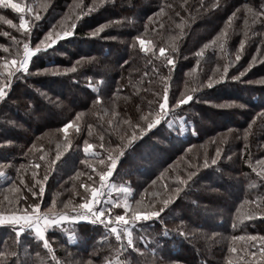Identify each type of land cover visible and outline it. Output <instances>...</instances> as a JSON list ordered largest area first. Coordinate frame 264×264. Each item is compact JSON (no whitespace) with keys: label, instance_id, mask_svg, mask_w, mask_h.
<instances>
[{"label":"trees","instance_id":"16d2710c","mask_svg":"<svg viewBox=\"0 0 264 264\" xmlns=\"http://www.w3.org/2000/svg\"><path fill=\"white\" fill-rule=\"evenodd\" d=\"M25 2L34 10L26 6L22 17L37 39L65 30L73 35L37 54L28 72L0 70V86H9L0 101V152L6 151L0 153V213L31 212L37 205L45 214L78 207L86 195L91 199L85 189L98 187L99 174L118 148L124 154L112 177L129 181L134 209L158 210L164 199L172 200L159 218L128 227L133 245L124 239L127 232L117 240L101 224H57L47 230L48 247L33 228L19 233L17 225H0V264H258L247 252L231 256V247L264 237V85L257 83L264 78V17H253L264 0ZM5 15L20 25L21 16ZM101 25L107 26L93 37ZM1 30L11 32L3 24ZM12 33L30 38L24 31ZM6 41L4 58L10 56L7 49L23 42L0 34V45ZM253 56L257 61L245 76L230 79L248 68ZM226 64L228 78L201 87ZM165 77H170L169 114L184 116L185 124L172 129L164 115L142 132L141 117L155 118L160 111ZM184 92L193 99L176 106ZM133 134L137 138L128 143ZM200 170L203 177L197 176ZM38 181L44 184L42 195ZM194 181L211 183L193 188ZM234 183L237 194L229 187ZM177 188L180 193L173 195Z\"/></svg>","mask_w":264,"mask_h":264},{"label":"snow or ice","instance_id":"6c2138e0","mask_svg":"<svg viewBox=\"0 0 264 264\" xmlns=\"http://www.w3.org/2000/svg\"><path fill=\"white\" fill-rule=\"evenodd\" d=\"M101 2H103V0H101ZM0 5H3L4 7H11L12 9H15L17 12L19 13H24L26 11V7L20 3H12V0H0ZM28 12L32 11V8H27ZM91 11V10H90ZM249 12H252V9H248ZM235 15V13L233 14ZM253 17H264V9H262L259 13H253ZM41 19L39 13L36 14L35 16V20H39ZM77 19H79V17H77ZM8 24H12V21L8 20L7 21ZM107 25H101L97 30L93 31L91 33V35L93 37L97 36L99 34L100 31H102ZM19 27L21 29H24L27 32L30 31L29 29V21L24 19L23 17H21L20 19V25ZM72 27H75V25L73 24ZM5 35H7V33H5ZM73 32L72 31H63L62 35L61 33L57 32V33H53V32H49L45 35V37L35 45L34 48H30L28 43H24L23 44V58L20 59L19 61H17L16 59H13L10 61V64H7L6 67H11L12 65H17L18 64V68L17 71L22 70L23 72H28L29 69V62L32 60L33 56L37 53H40L41 51H46L47 48L51 45H55L59 40H61L62 38H67L69 36H72ZM137 39H139V43L140 45H144L145 41L143 39H140L139 37H137ZM43 46V47H42ZM223 46V45H221ZM207 47V45L205 46ZM240 48L243 49L244 48V43L242 42L240 44ZM150 50V49H149ZM165 52L164 48H160V53L163 55ZM167 64L170 66H174V60L170 57H165ZM240 60V55H236L235 56V61H239ZM233 61V63L235 62ZM257 61V57L253 56L252 57V62L249 63L248 68H245L244 71H241L239 73L238 76H231L230 79L232 80H239L241 77L245 76L246 72L251 69V67L253 66V64ZM229 70V66L226 64L223 66L222 71H217L213 74V76L209 77L208 82L206 84H202L201 87H212L214 86L216 83H218L219 81H223L225 80L227 77V73ZM68 71H75V68L73 69H69ZM59 74V73H56ZM9 75H12V73L10 72ZM217 75L219 77V79L217 80ZM168 79H170V77H165V87L163 90V96H162V103H159V109L160 111L157 112L155 114V118L152 115H147V116H143L141 117V119H144L146 121V124L143 128H140V125L137 124L136 127L140 128V130L143 131H147L150 130L154 127H156L157 125H159L161 123V119L160 117H163L165 115V109L167 108V104H168V87H167V81ZM257 83L264 85V78H261L259 81H257ZM8 87L7 84L0 86V101H3L4 98L8 95L6 88ZM192 91H195V89H192ZM159 95V94H158ZM193 99L192 95L188 94L187 92L181 93L180 98L176 101V106L179 105H184L186 104L188 101H191ZM151 103V102H149ZM243 106V105H241ZM261 117H264V113L260 114ZM65 131H67V128L69 127L68 125H65ZM137 137L133 134L129 140L128 143H131V141L135 140ZM92 145L88 144L85 146V151L87 152L89 150V148H91ZM101 147H103V145H101ZM123 153V149L118 148L117 149V154L115 156L113 155H109L108 159L110 161L109 166L107 167L106 171H102L99 174V178H100V186L101 188L104 187V182L113 175V170L116 168L117 166V161L119 160L120 156H122ZM217 158H219L220 156V149H217V153H216ZM211 163L213 165H216L217 163V159L214 158L212 159ZM204 167H208V161L207 159H205L204 161ZM196 173H190L188 176V180H190L192 178V176H194ZM33 175H35V173H33ZM260 175L262 177H264V168L261 169ZM45 179H47V176L45 177ZM187 180H181L182 184H187ZM39 184V194H43L44 192V184L42 181H38L37 182ZM155 183V182H154ZM29 191H32L33 195H37V192L33 191L31 188L29 189ZM90 191V196H91V200H88L87 195L85 197V202L81 205H79V207L74 208V211H76V215L73 216H67L66 214H57V213H52L51 214V218H49L48 215H42L40 214L38 211L36 210H32L31 212L29 211H25L24 214H17V213H11L8 216H5L4 214L0 213V225H5V224H13V225H17L19 226L18 231L20 233H23L25 231L26 227H34L37 234L41 237H43L44 235V231L46 227H50L53 225H57L60 224L63 220L66 219H71V220H79V221H91L92 223H96L97 221H99V223L104 224L105 220L100 219V217H103L105 215V211L101 210V211H93V204L97 202V197L101 194L100 190L92 187L90 189H85L86 194ZM125 191H128V189H125ZM181 189L177 188L175 190V193L173 195H178L180 193ZM172 200V196H169L168 199H164L161 202V206L159 207V209L157 210L156 208L152 207L151 205H149L147 207V209L145 210L143 207H138L136 209H133L131 212V215L129 217H126V215H116L114 218L110 217L108 220V225L111 227V231L112 233L116 234V238L117 240H119L121 238V233L117 231V227H112V225L115 224H119L123 227V230L125 232H128L129 235V240H128V244H132V240H131V232L128 231V226L130 223H136L137 221H147V220H151L153 218H159L161 212L164 211V209L171 203ZM141 202H137V204H140ZM254 203V202H253ZM36 209H38V205L35 206ZM123 208L128 209L129 208V204L127 201H125L122 205ZM80 209H83L84 211H80ZM110 211V209H109ZM245 218H250L245 216ZM43 221V222H42ZM236 239V238H233ZM244 239V238H241ZM248 239L252 240V241H260L261 246L259 247V252L257 253L256 251H251L248 252L247 254L249 256H251L253 258V260H257L258 258V264H264V237H258V236H252L249 237ZM44 244L46 247H48V242L47 240L44 241ZM237 249L235 247L232 248V252H236ZM14 254V253H13ZM3 253H0V256H3ZM242 259V258H241Z\"/></svg>","mask_w":264,"mask_h":264},{"label":"rangeland","instance_id":"374dc122","mask_svg":"<svg viewBox=\"0 0 264 264\" xmlns=\"http://www.w3.org/2000/svg\"><path fill=\"white\" fill-rule=\"evenodd\" d=\"M26 1V0H25ZM24 0H12V3H20V4H22V5H24L25 7L26 6H28L29 5V7L30 8H32V10H34V8H33V6H32V4L31 3H29V4H27L26 2H25ZM5 11V12H4ZM13 11V12H12ZM6 13H8V14H13V15H18V16H21L22 17V13H19V12H17L15 9H12L10 6L9 7H4L3 5H0V24H3V26L6 28H9L10 30H11V32H9V31H5V30H1L2 31V33H0V34H3L4 36H5V39H11V40H13V41H15V42H21V41H23L22 43H21V45H19V48L17 47V49H7L8 51H9V53H10V56H8L7 58H4L3 57V55L2 54H0V55H2L1 57H0V70H4L3 68H5L6 70H5V72L7 73V74H9L10 72H13V71H15L17 68H18V64L17 65H12V68L11 69H7L6 68V65L7 64H9V62L11 61V60H13V59H16L17 61H19L20 59H22L23 58V52H24V49H23V44L24 43H28V45H29V47L30 48H34L35 47V45L37 44V43H39L41 40L40 39H37L38 38V33H37V31H32V27L29 25V29H30V31L29 32H27V33H29V37L30 38H28V39H23V38H21V39H19L18 37H16L15 35H13V33H12V30H20V31H24V32H26L24 29H21L20 27H19V25H17V24H15V22L14 21H12V19H10V21H12V24H8L7 23V21L9 20L8 18H7V16L5 15V16H3L4 14H6ZM38 26V25H37ZM31 27V28H30ZM4 29V28H3ZM0 31V32H1ZM5 33H7V35H5ZM61 35H62V33H61ZM62 39H65V38H62ZM6 44L4 45V46H1L0 45V53H2L4 50H6V47H7V41L5 42ZM56 44H58V42L56 43ZM55 44V45H56ZM55 45H51V46H55ZM51 46H49L48 48H47V50L46 51H48V49L51 47ZM43 47V46H42ZM4 48V49H3ZM41 52H44V51H41ZM5 53V52H4ZM37 54H39V53H37ZM37 54H35L34 56H33V58H32V60L29 62V66L31 65V63L34 61V58L36 57V55ZM21 72H22V70H20ZM28 71H29V69H28ZM51 71H53V69H51V70H45V71H42V72H46V74H48L49 72H51ZM65 71V70H64ZM38 73H36V72H33V76H37L40 72L39 71H37ZM42 74H44V73H42ZM32 77V76H31ZM29 83V82H28ZM5 85V84H4ZM28 85V87H32L30 84H27ZM34 85V84H33ZM9 87V86H8ZM8 87L6 88V91H7V89H8ZM34 88V87H33ZM20 91H22V89H19L18 90V92L17 93H19ZM21 93V92H20ZM170 107H169V105L167 104V108L165 109V115L167 116L166 118H167V124H168V127L170 126L172 129H175V126H176V124L177 123H179L180 125H182V126H184V124H185V121H184V116L182 117V118H174V116H173V114H169V111H170V109H169ZM60 112V111H59ZM59 112H57V115L59 114ZM175 114V113H174ZM168 117H170L169 119H168ZM175 117H179L177 114H176V116ZM224 120V119H223ZM225 121V120H224ZM223 121V122H224ZM37 123H40V120H38V122ZM227 122L225 121V123L224 124H226ZM211 127L213 126V124H209ZM214 125H216V124H214ZM175 130H177V129H175ZM28 134V132H26L25 131V135H27ZM183 135V134H182ZM24 137V136H23ZM2 155H4L5 153H6V151H3V150H1V152H0ZM0 167H1V162H0ZM199 170V169H198ZM203 170H205V168L203 169ZM203 170H200L199 172H198V175L197 176H202V172L201 171H203ZM193 172H195V171H193ZM193 172H191V173H193ZM204 175V174H203ZM113 176V175H112ZM109 177L108 178V180L110 181L109 183H108V185H107V187H106V190H105V198L102 200V202H101V204H100V206H99V209H95L94 211H101V210H104L105 211V215L103 216V218H110V217H112V218H114L116 215H126V217H129L130 215H131V211L135 208V204H134V208H133V200H132V192H133V189L129 186V181H127V182H125L122 178L121 179H118V177L116 178V179H114L113 177ZM196 176V177H197ZM193 177V176H192ZM203 177V176H202ZM209 178H211V179H213L214 177H215V174H210V176H208ZM110 178H111V180H110ZM205 178V177H204ZM203 178V179H204ZM128 180V179H127ZM210 181H212V180H210ZM99 182H100V180H99ZM209 183H211V182H199V183H196V181H194V183H193V185H194V187L193 188H195V186L197 185H200V186H205V185H207V184H209ZM99 185H100V183L98 184V187H99ZM98 187H97V189H98ZM199 187V186H198ZM230 189H231V191H232V189H233V192H235V194H237L238 193V186L234 183V184H230ZM125 189H128V191H125ZM149 190V189H148ZM148 190H145V191H148ZM154 190H156V189H154ZM157 192V191H156ZM191 201H193L194 202V204H196V200H194V199H192V198H189ZM91 200V199H90ZM125 201H127L128 202V204H129V208L128 209H125V208H123L122 207V205H123V203L125 202ZM79 207V206H78ZM217 207H218V205H217ZM77 208V207H76ZM197 208V207H196ZM219 208V207H218ZM109 209H110V211H109ZM197 209H199V208H197ZM34 210H36V211H38L40 214H42V215H48L49 216V218H51V214H45V213H42V212H40V210H39V208L38 209H34ZM217 210H219V209H217ZM216 210V211H217ZM74 211V209H72V210H70V211H68V212H66V211H63V212H57V214H69L70 212H73ZM221 211V210H220ZM192 212L195 214V216H196V218H197V220H199L200 222H203V223H207V221H206V218H204V217H198V213L196 212V210H192ZM2 214H4L5 216H8V215H10V214H7V213H2ZM17 214H24V213H17ZM201 214V213H200ZM64 221V220H63ZM61 222L60 224H58L59 226L60 225H64V224H73V223H78L77 221H71V223L70 222ZM43 222V221H42ZM143 221H137L136 223H130L129 224V226L130 225H133V226H136L138 223L140 224V223H142ZM5 225H12L13 226V224H5ZM141 225V224H140ZM139 225V226H140ZM53 226H56V225H53ZM53 226H50V227H46L45 228V231H44V235H43V237H41V238H43V240L45 241V240H47V237H46V233H47V230H49V229H51V228H53ZM128 226V227H129ZM19 227V226H18ZM112 227H117V231L118 232H120L121 233V237H123V236H125V235H123V234H125L126 232L123 230V227L121 226V225H119V224H115L114 226H112ZM137 227V226H136ZM27 228H33V227H26L25 229H27ZM34 229V228H33ZM110 230H111V227H110ZM128 231L130 232V230L128 229ZM19 232V231H18ZM34 232L35 233H37L36 232V230L34 229ZM20 233V232H19ZM128 233V232H127ZM135 233V232H134ZM136 234V233H135ZM252 237V236H251ZM259 237V236H258ZM133 238V239H132ZM121 239V238H120ZM124 239H126V240H129V237L128 236H125V238ZM135 238H134V234H133V236L131 237V240H132V244L131 245H133L135 242V240H134ZM48 242V241H47ZM261 246V243H260V241H252V240H250V239H247L246 241H245V243L243 244V245H241V246H239V243L236 245V246H232L231 247V250H232V248L233 247H235L236 249H237V251L236 252H232V254H231V256H235V257H238L237 255H240V254H245L246 252L248 253V252H251V251H256L257 253L259 252V247ZM254 249V250H253ZM157 257L156 256H154L153 257V259H156ZM258 259V258H257Z\"/></svg>","mask_w":264,"mask_h":264},{"label":"built area","instance_id":"2783aa9c","mask_svg":"<svg viewBox=\"0 0 264 264\" xmlns=\"http://www.w3.org/2000/svg\"><path fill=\"white\" fill-rule=\"evenodd\" d=\"M110 181L107 179L105 182H104V187H102L101 188V186L99 185V187H98V189L100 190V195L97 197V202L96 203H94L93 204V211L95 210V209H99V206H100V204H101V202H102V200L105 198V190H106V187H107V185H108V183H109ZM80 211L82 212V211H84L83 209H80ZM77 213H76V211H73V212H70L69 214H67V216H73V215H76ZM100 219H103V220H105V223L104 224H101V223H99V221H97L96 223H94V224H98V225H107V226H109L108 225V218H103V217H100ZM70 222L71 223V221H77L78 223H85V222H87V223H92L91 221H79V220H71V219H66V222ZM112 226H114V225H112ZM110 227V226H109Z\"/></svg>","mask_w":264,"mask_h":264},{"label":"crops","instance_id":"0c3cea01","mask_svg":"<svg viewBox=\"0 0 264 264\" xmlns=\"http://www.w3.org/2000/svg\"><path fill=\"white\" fill-rule=\"evenodd\" d=\"M66 220H64L63 222H65ZM34 228V227H33ZM35 229V228H34Z\"/></svg>","mask_w":264,"mask_h":264}]
</instances>
